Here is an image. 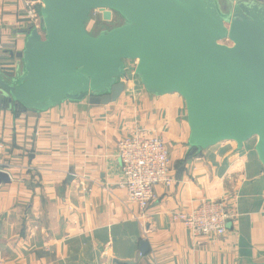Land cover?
<instances>
[{"label": "crops", "instance_id": "1", "mask_svg": "<svg viewBox=\"0 0 264 264\" xmlns=\"http://www.w3.org/2000/svg\"><path fill=\"white\" fill-rule=\"evenodd\" d=\"M29 11L27 0H0V41L14 53L33 27ZM1 63L17 64L19 84L23 61L8 52L0 70ZM127 74L125 91L107 105L86 98L20 110L0 95V170L10 176L0 183V264L263 263L257 139L194 153L185 99L151 93L134 71ZM134 135L161 137L171 159L172 180L155 187L145 210L121 185L118 143ZM204 198L226 199L231 218L223 235L195 237L173 218Z\"/></svg>", "mask_w": 264, "mask_h": 264}, {"label": "water", "instance_id": "2", "mask_svg": "<svg viewBox=\"0 0 264 264\" xmlns=\"http://www.w3.org/2000/svg\"><path fill=\"white\" fill-rule=\"evenodd\" d=\"M42 1L44 35L30 27L24 49L9 52L23 61L19 84L1 63V102L34 111L86 98L107 105L125 91V62L138 60L149 92L185 99L192 152L256 137L264 165V0H227V11L219 0ZM96 9L125 22L93 34L86 22ZM2 182L10 176L0 170Z\"/></svg>", "mask_w": 264, "mask_h": 264}, {"label": "built area", "instance_id": "3", "mask_svg": "<svg viewBox=\"0 0 264 264\" xmlns=\"http://www.w3.org/2000/svg\"><path fill=\"white\" fill-rule=\"evenodd\" d=\"M27 4L30 5L29 20L44 35L40 13L43 1L27 0ZM222 43L233 45L229 39ZM12 48L10 43L0 41V55L11 52ZM137 64L138 60H127L126 68L135 72ZM7 69L15 73L17 64ZM117 153L121 164V185L126 189L129 199L136 201L142 210L147 209L156 198L155 187L172 180L171 159L165 141L159 136L134 135L118 143ZM173 218L181 220L193 236L209 237L213 234L223 235L231 217L225 198H204L190 210L174 214Z\"/></svg>", "mask_w": 264, "mask_h": 264}, {"label": "rangeland", "instance_id": "4", "mask_svg": "<svg viewBox=\"0 0 264 264\" xmlns=\"http://www.w3.org/2000/svg\"><path fill=\"white\" fill-rule=\"evenodd\" d=\"M219 1L223 11H227L229 8V3H227V0ZM124 22V18L116 11L96 9L92 11L86 23L88 30L93 34L98 35L101 33V31L120 26ZM255 139L257 138L255 137Z\"/></svg>", "mask_w": 264, "mask_h": 264}, {"label": "trees", "instance_id": "5", "mask_svg": "<svg viewBox=\"0 0 264 264\" xmlns=\"http://www.w3.org/2000/svg\"><path fill=\"white\" fill-rule=\"evenodd\" d=\"M195 153V152H194Z\"/></svg>", "mask_w": 264, "mask_h": 264}]
</instances>
